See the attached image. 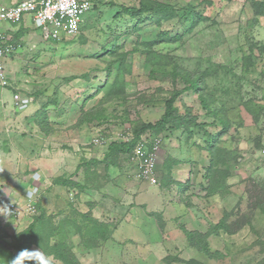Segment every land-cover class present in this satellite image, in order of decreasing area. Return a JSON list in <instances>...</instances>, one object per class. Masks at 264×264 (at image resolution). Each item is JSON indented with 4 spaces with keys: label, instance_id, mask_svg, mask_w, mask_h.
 Here are the masks:
<instances>
[{
    "label": "rangeland",
    "instance_id": "1",
    "mask_svg": "<svg viewBox=\"0 0 264 264\" xmlns=\"http://www.w3.org/2000/svg\"><path fill=\"white\" fill-rule=\"evenodd\" d=\"M140 1L92 0L93 9L84 16L77 36L48 41L36 28L29 35L36 47L27 42L20 45L24 48L21 72L13 80L23 85L19 91L30 96L32 103L21 108L0 105V234L13 241L35 222L31 249H39L55 263L59 261L53 244L64 241L82 264H186L175 262L176 258L187 264H264V214L257 206L258 196L264 201V15H257L253 8V2L262 0H149L171 6L176 17L160 24L155 20L138 23L124 14L117 17L121 7H138ZM189 7L194 13L186 19ZM161 33H167V39L153 46V51L173 58L184 71L210 73L206 91L231 124L218 141L217 153L225 161L223 169L232 167L230 176L218 179L214 194H209L205 175L210 158L202 132L190 138L180 132L162 134L158 186L136 179L127 157L115 169L106 168L109 165L103 160L94 165L97 171L92 178L100 187L97 197L112 198L115 227L128 214L137 223L135 232L121 235L128 241L124 249L113 253L102 245L114 226L84 213L77 189L68 190L55 181L72 178L86 155L103 157L108 144L132 132L136 124L156 122L164 111V100L185 86L180 78L173 82L169 72L150 75L152 62L144 44L157 41ZM114 48H118L116 56L110 54ZM119 54L125 55L124 68L114 64L107 72ZM249 54L252 66L245 72L242 57ZM4 91L10 96L9 89ZM175 105L181 113L191 109L199 122H212L194 91L182 94ZM98 107L103 109L100 120L79 124L82 108ZM220 129L207 127L213 135ZM50 135L48 143L45 139ZM95 135L106 141L104 147L92 144ZM176 161L180 164L170 176L166 166ZM52 163L64 175L51 183L40 165H48L49 172ZM37 175L42 184L32 189L29 179ZM177 179L183 181L182 192ZM29 192L38 214L18 219L12 205H21ZM144 194L153 197L150 202L143 199ZM153 211L163 214H158L162 229L155 228L156 218L149 215ZM144 214L151 218L140 227ZM224 214L229 227H242L232 235L222 230L207 238V254L192 248L185 231L206 233ZM94 236L100 248L91 243Z\"/></svg>",
    "mask_w": 264,
    "mask_h": 264
},
{
    "label": "trees",
    "instance_id": "2",
    "mask_svg": "<svg viewBox=\"0 0 264 264\" xmlns=\"http://www.w3.org/2000/svg\"><path fill=\"white\" fill-rule=\"evenodd\" d=\"M253 8L257 15H264V0L253 2ZM121 13L122 14L118 13L117 17H122L126 15L131 19L138 20V23H142L148 20H155L157 24H160L163 21H170L176 17V12L171 6L165 5L163 3L152 2L149 0L140 1L138 7H121ZM193 13L194 9L189 7L185 15L186 19H188L189 16L193 15ZM167 36V33H161L157 41H154L149 44H144V46H148V48L145 49V54L148 55L149 60H151L152 62V69L150 71V75L153 76L157 72H169L168 74H170V76L172 77L173 82H176L177 79L180 78L181 80H183L185 86L182 89H175L170 94V96L164 100V111L156 122H142L136 124L133 127L132 133L134 135V140L132 142L126 143L113 141L109 143L107 146V153L105 154L103 161H105L107 165L116 164L119 162L121 157H127L128 155H130L134 147L135 141L141 135H149V137L153 138L157 136L162 137V134L164 133L168 134L173 132H180L181 134H186V136L190 138L195 134V132H202L206 136V144L210 158L209 166L206 168L205 177L208 180V191H210L209 194H214V183L218 179H227L230 176L229 170L232 165L229 166V169H223L221 164L225 163V161L222 160L221 157L218 155L217 146L219 139L225 134H227L231 124L229 119L224 116H221V111L217 109V106L215 105L216 103H214L215 101L211 99L210 95L206 91L207 86L205 80L210 74L207 70L195 73L184 71L180 69V67L173 60V58L169 57L166 54L157 53L156 51L152 50L153 46L167 39ZM249 47L251 50H253V48L255 47V43L252 42ZM117 52L118 48H114L110 51V54L116 56ZM114 64H118L120 70L124 68L125 55L119 54L117 58L114 59L111 64L108 65L107 72H110V68H112ZM242 66L244 67L245 72H247L249 67L252 66L251 54L242 57ZM168 67L170 68V70L166 71ZM188 91H194L198 95L200 99V104L202 105V108L206 111V115L213 118L211 123L199 122L198 116L194 114V112H192V110L189 108L185 109L183 113L180 112V110L175 104L180 98V96ZM99 92L100 91L98 90L96 94H98ZM93 96H95V93ZM106 96H111L110 89L107 90ZM82 112V116L78 119V122L81 125L91 123L95 120H100L103 117V109H101V107L94 109L92 108L88 111H85L82 108ZM215 125L221 127V129L215 135H213L207 131V127ZM40 128H42V131H46L44 130L45 127H42L41 124ZM55 184L66 186L70 189H83L82 187H79L77 183L71 181L69 178H58L56 179ZM261 198L262 196H258L257 206L258 209L261 210V212H263L264 214V201ZM150 215L156 218L159 228L162 229L163 223L160 215L156 213H151ZM85 218H87V216H85ZM227 220L228 216L227 214H224L222 219H220V221L216 225L211 227L206 233L185 231V235L190 246L207 254V238H209L211 235L218 234L222 230H224L226 234L232 235L242 227V224L237 225L234 228L229 227V225H227L226 223ZM35 227V222L31 223L25 230L18 233L14 237L13 241H8L5 236L0 234V263L4 260L14 259L17 253L22 249L31 250L32 246L35 243ZM105 239L106 238H104V240ZM92 242L95 244V236L92 238L91 243ZM52 252L59 262L55 263L48 261V264H81L72 252L71 248L64 241H59L53 244ZM174 260L175 262L187 264V262L179 258H176ZM169 264L171 263L169 262Z\"/></svg>",
    "mask_w": 264,
    "mask_h": 264
},
{
    "label": "built area",
    "instance_id": "3",
    "mask_svg": "<svg viewBox=\"0 0 264 264\" xmlns=\"http://www.w3.org/2000/svg\"><path fill=\"white\" fill-rule=\"evenodd\" d=\"M93 9L92 0H21L10 5L0 3V87L10 86L6 69V61L17 50L5 26H15L22 23L26 16H30L36 28L41 31L45 40L60 42L67 38L75 37L80 32L84 16ZM13 107L21 108L32 103V98L27 94L16 92L12 97ZM161 136L149 137L141 135L127 156L129 163L134 168L135 178L150 185H158L157 161L161 147ZM132 132L122 134L117 142H132ZM113 142V141H112ZM111 143V142H110ZM92 144L104 147L106 141L95 135ZM39 177L36 179L35 177ZM33 176L32 188L42 184L41 175ZM41 179V183L36 182ZM16 218H33L38 211L34 196L26 197L21 205H12Z\"/></svg>",
    "mask_w": 264,
    "mask_h": 264
},
{
    "label": "crops",
    "instance_id": "4",
    "mask_svg": "<svg viewBox=\"0 0 264 264\" xmlns=\"http://www.w3.org/2000/svg\"><path fill=\"white\" fill-rule=\"evenodd\" d=\"M18 1H21V0H0V3L1 4H5V5H10V4L18 2ZM5 29H7V34L10 36L11 41L15 45H17V50L6 61V69H7V73H8V77H9V83H10V81H11V83L12 82L13 83L11 84V86H8V87H5V88L0 87V105H2V103H4V105L5 104H9L8 107L12 106V108H13V102H12L13 94L16 93V92L22 93L21 91H19L20 90L19 87L22 89V86H23V85H18V83L15 80H13L14 78L16 79L17 78L16 75L19 72H21L20 71L21 70L20 69V64L22 62V60H21L22 57L20 56V54L24 50V48L23 47L21 48L20 45H22V43H26V42L29 43V44L35 43L33 40L31 41L32 37L29 36V35L31 34V30L32 29H36V26L33 23L31 17L30 16H26L24 21L22 23H20L19 25H15V26H12V27L5 26ZM38 31H39V29H38ZM35 47H36V45H34V44L31 45V48H35ZM15 54H16V56H15ZM14 85H17V86L13 87ZM5 89L6 90L7 89L10 90V93H11L10 96L7 95L6 91H4ZM2 117L4 119L2 121H5V119H6L5 118L6 117L5 114H2ZM8 120H10V119H8ZM17 120H20V119L18 118ZM45 140L48 143L51 142V135L46 137ZM106 150H105V154L107 153ZM93 154H97V152H95ZM105 154L103 155V157H98V156H95V155H89V157H88V155H86L84 157L85 160H84L82 166H81V164L78 165L75 168V171H74L75 175L72 178H69V179L71 181L77 183L79 187L83 188L82 190H77V194H78L77 197L79 199V202H81L83 204V206L86 207L85 208L86 210H85L84 213H91L92 214L91 215L92 219L98 220V222H101V223L109 225V226H111V225L114 226V228H110L111 229V233L108 236H106V239L103 240L104 245H102V248H104V247L107 248L109 246L110 250H112V252L114 253V252H116V248L124 249V245H126L128 241H125L126 239H122L121 235L123 233L127 234L130 231H134L135 232V230H133V227L137 223H136L135 220H133L132 214H128V215H126V216H124L122 218L124 220L120 219L119 220L120 224L117 227H115L114 223H117V222H116V219H115L116 217H114V213L112 212V210H114L115 208H113L111 210L110 209V205L111 204L109 205V203L111 202L112 198L109 201V199L106 200L105 197H103V196L102 197L100 196L99 199L97 197L99 195V192H100V187L98 188V184L92 178V176L95 175V170H96V167L94 165H97V164L99 165L101 163V161L104 159ZM122 158H124V157H121V159ZM118 163L110 164L108 167L106 166V168H109V167L110 168H114V169L118 168V165H119ZM179 164H180V162L176 161V163L173 166H171L172 164L166 166L167 173L170 174V176H171V171L173 170L174 166H178ZM53 165H54L53 163L50 165V168H51V170H49L50 173L47 172L48 170L46 169L47 168L46 166H48V165H45V166H41L40 165V167L42 168V172L43 173L39 172L40 174L42 173L45 176H47L51 180V183H52V180H53L52 178H56L58 176L64 175V174L60 175L59 167L57 166V167L54 168ZM29 180H30V184L29 185H31V188H32L33 180H32V178L29 179ZM182 182H183L182 179H177V182L175 183L181 189V192L184 191V185H182ZM39 183H41V179H39V181L36 182V185H38ZM158 185H156V186H158ZM31 188H28V189H31ZM67 189L70 190L68 187H67ZM73 189H75V188H73ZM142 197H143V199H148V200H149V198H153L149 194L148 195L144 194ZM149 202H150V200H149ZM130 206H131V203H130ZM158 211H160V210H158ZM158 211H153L151 213H157V214H160L162 216L163 214L160 213L162 211H160V212H158ZM151 213H149V215ZM151 217H149L146 214L141 215L140 216L141 220L139 221L140 227H142L143 223L147 222L148 219L150 220ZM107 218H110V221L105 220ZM137 219H138V217H136V220ZM157 226L155 228H157V230H158L159 227H157ZM119 235L121 236V239H120ZM115 240L116 241L119 240L121 242L116 244ZM99 246H100V244L99 245L97 244L96 246H94V248L95 249L96 248H100Z\"/></svg>",
    "mask_w": 264,
    "mask_h": 264
},
{
    "label": "clouds",
    "instance_id": "5",
    "mask_svg": "<svg viewBox=\"0 0 264 264\" xmlns=\"http://www.w3.org/2000/svg\"><path fill=\"white\" fill-rule=\"evenodd\" d=\"M35 178L38 179L39 177ZM32 195V192L28 193L29 197ZM10 264H48V260L39 249H22L11 260Z\"/></svg>",
    "mask_w": 264,
    "mask_h": 264
},
{
    "label": "water",
    "instance_id": "6",
    "mask_svg": "<svg viewBox=\"0 0 264 264\" xmlns=\"http://www.w3.org/2000/svg\"><path fill=\"white\" fill-rule=\"evenodd\" d=\"M2 242V241H1Z\"/></svg>",
    "mask_w": 264,
    "mask_h": 264
}]
</instances>
